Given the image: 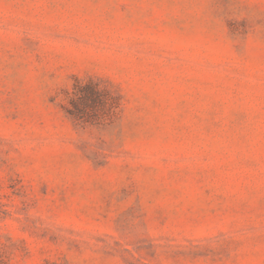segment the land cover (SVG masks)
Masks as SVG:
<instances>
[{"label": "rangeland", "instance_id": "1", "mask_svg": "<svg viewBox=\"0 0 264 264\" xmlns=\"http://www.w3.org/2000/svg\"><path fill=\"white\" fill-rule=\"evenodd\" d=\"M0 264H264V0H0Z\"/></svg>", "mask_w": 264, "mask_h": 264}]
</instances>
